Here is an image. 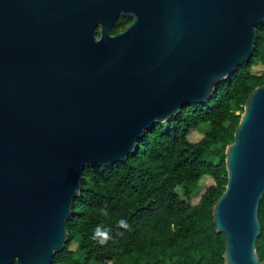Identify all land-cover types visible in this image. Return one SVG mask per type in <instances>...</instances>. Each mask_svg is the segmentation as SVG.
I'll return each instance as SVG.
<instances>
[{
    "label": "water",
    "instance_id": "water-1",
    "mask_svg": "<svg viewBox=\"0 0 264 264\" xmlns=\"http://www.w3.org/2000/svg\"><path fill=\"white\" fill-rule=\"evenodd\" d=\"M263 21L264 0H0V264H52L84 167L126 160L155 122L209 98ZM224 153L223 264H264V82Z\"/></svg>",
    "mask_w": 264,
    "mask_h": 264
},
{
    "label": "trees",
    "instance_id": "trees-1",
    "mask_svg": "<svg viewBox=\"0 0 264 264\" xmlns=\"http://www.w3.org/2000/svg\"><path fill=\"white\" fill-rule=\"evenodd\" d=\"M131 19L120 16L111 32ZM255 66L264 69V21L256 26L249 61L217 83L209 98L155 122L126 160L85 166L66 219V244L52 264H223V236L215 230L212 207L227 182L224 152L244 102L264 82V70L257 73ZM202 124H207L202 137L190 141L189 133ZM204 176L213 182L191 204ZM258 217L256 252L263 260L264 195ZM97 230L107 232L106 243L100 236L93 239Z\"/></svg>",
    "mask_w": 264,
    "mask_h": 264
},
{
    "label": "rangeland",
    "instance_id": "rangeland-1",
    "mask_svg": "<svg viewBox=\"0 0 264 264\" xmlns=\"http://www.w3.org/2000/svg\"><path fill=\"white\" fill-rule=\"evenodd\" d=\"M254 71L257 73H261L264 69L262 66H255ZM201 129L198 130H192L189 135H188V139L190 141H198L201 137H202V129H205L207 127V124H202ZM213 182L212 178L210 176H204L202 177V179L199 182V186L198 189L195 191V193L192 194L189 202L191 204H196L199 201V197L201 195V193L203 192V190L206 188V186L210 185ZM74 244H71V247H73Z\"/></svg>",
    "mask_w": 264,
    "mask_h": 264
},
{
    "label": "clouds",
    "instance_id": "clouds-1",
    "mask_svg": "<svg viewBox=\"0 0 264 264\" xmlns=\"http://www.w3.org/2000/svg\"><path fill=\"white\" fill-rule=\"evenodd\" d=\"M119 225H120V226H125V225H126V222L123 221V220H121V221H119ZM96 236L103 237V239H101V240L99 241L101 244L106 243V242H107V239L110 238V237L108 236L107 232H100L99 230L96 231V233H95L94 236H93V239H95Z\"/></svg>",
    "mask_w": 264,
    "mask_h": 264
},
{
    "label": "flooded vegetation",
    "instance_id": "flooded-vegetation-1",
    "mask_svg": "<svg viewBox=\"0 0 264 264\" xmlns=\"http://www.w3.org/2000/svg\"><path fill=\"white\" fill-rule=\"evenodd\" d=\"M125 16H128V15H125ZM131 21H132V19H131ZM131 21H130V22H131ZM130 22H129V23H130ZM129 23H128V24H129ZM128 24H126V25L123 27V29H124ZM123 29H122V30H123ZM120 31H121V30H120Z\"/></svg>",
    "mask_w": 264,
    "mask_h": 264
}]
</instances>
